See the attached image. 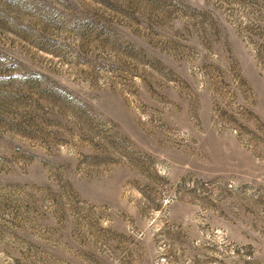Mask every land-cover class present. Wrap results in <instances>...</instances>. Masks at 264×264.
Returning a JSON list of instances; mask_svg holds the SVG:
<instances>
[{
    "label": "rangeland",
    "instance_id": "obj_1",
    "mask_svg": "<svg viewBox=\"0 0 264 264\" xmlns=\"http://www.w3.org/2000/svg\"><path fill=\"white\" fill-rule=\"evenodd\" d=\"M0 264H264V0H0Z\"/></svg>",
    "mask_w": 264,
    "mask_h": 264
}]
</instances>
